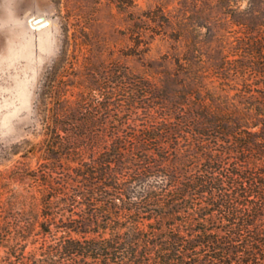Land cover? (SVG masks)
I'll list each match as a JSON object with an SVG mask.
<instances>
[{
	"label": "trees",
	"instance_id": "obj_1",
	"mask_svg": "<svg viewBox=\"0 0 264 264\" xmlns=\"http://www.w3.org/2000/svg\"><path fill=\"white\" fill-rule=\"evenodd\" d=\"M237 24L245 54L211 71L185 58V80L88 58L67 75L68 52L48 68L41 139L14 151L36 167L0 171L2 190L17 185L0 212L20 213L0 214V264H264V91L240 103L251 91L226 83L264 77V24Z\"/></svg>",
	"mask_w": 264,
	"mask_h": 264
},
{
	"label": "rangeland",
	"instance_id": "obj_2",
	"mask_svg": "<svg viewBox=\"0 0 264 264\" xmlns=\"http://www.w3.org/2000/svg\"><path fill=\"white\" fill-rule=\"evenodd\" d=\"M40 16L46 20L35 24ZM238 21L264 24V0H135L130 6L122 0H0V171L36 167L35 158L22 159L14 151L25 139H41L35 133L41 128L34 111L37 92L64 52L71 55L67 75L84 71L88 58L94 66L119 61L132 79L161 83L177 74L185 80V58L196 56L211 71L217 58L234 61L245 54L241 44L253 36ZM232 74L226 81L231 88L251 91L240 103L263 101L264 77L250 70ZM16 188H0L1 198Z\"/></svg>",
	"mask_w": 264,
	"mask_h": 264
},
{
	"label": "clouds",
	"instance_id": "obj_3",
	"mask_svg": "<svg viewBox=\"0 0 264 264\" xmlns=\"http://www.w3.org/2000/svg\"><path fill=\"white\" fill-rule=\"evenodd\" d=\"M165 179H166V178L161 177V178L157 181V183H163V182H165ZM137 191L139 192V191H142V190L138 188ZM134 199H135V197H134Z\"/></svg>",
	"mask_w": 264,
	"mask_h": 264
},
{
	"label": "water",
	"instance_id": "obj_4",
	"mask_svg": "<svg viewBox=\"0 0 264 264\" xmlns=\"http://www.w3.org/2000/svg\"><path fill=\"white\" fill-rule=\"evenodd\" d=\"M44 19H45V17H41V18L36 19L35 22H41V21H43Z\"/></svg>",
	"mask_w": 264,
	"mask_h": 264
},
{
	"label": "bare ground",
	"instance_id": "obj_5",
	"mask_svg": "<svg viewBox=\"0 0 264 264\" xmlns=\"http://www.w3.org/2000/svg\"><path fill=\"white\" fill-rule=\"evenodd\" d=\"M40 17H41V16H40ZM38 18H39V17H38ZM35 20H36V19H34V23H35V24L39 23V22H35ZM44 20H46V19H44ZM44 20H43V21H44Z\"/></svg>",
	"mask_w": 264,
	"mask_h": 264
}]
</instances>
